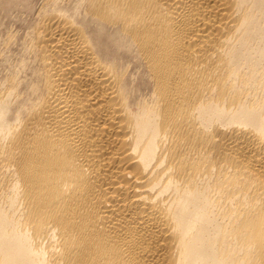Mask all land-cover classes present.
Listing matches in <instances>:
<instances>
[{
  "label": "bare ground",
  "instance_id": "obj_1",
  "mask_svg": "<svg viewBox=\"0 0 264 264\" xmlns=\"http://www.w3.org/2000/svg\"><path fill=\"white\" fill-rule=\"evenodd\" d=\"M36 12L0 40V264H264V0Z\"/></svg>",
  "mask_w": 264,
  "mask_h": 264
},
{
  "label": "rangeland",
  "instance_id": "obj_2",
  "mask_svg": "<svg viewBox=\"0 0 264 264\" xmlns=\"http://www.w3.org/2000/svg\"><path fill=\"white\" fill-rule=\"evenodd\" d=\"M43 1L44 0H6L5 5L11 4L10 6H12V7H13V5L16 6L13 8L14 12H12L10 17L7 18L6 24L4 25L5 27L3 26L0 28L1 29V31H0V40L1 41L3 40V38H4V40L7 39V35H8L7 33L9 30L11 31V32L9 31L10 32L9 35L12 32L14 33V34L12 33V35H14V37L12 35H10L8 37L10 42L7 41L8 45L11 47L10 51H8V53L10 52L8 54V56L12 55V57L11 56L8 57V59L10 58L9 60H12L16 63L19 59L22 58V54H24V51H22V49H23L22 43L24 41H27L29 38V34L25 33V32L27 30H30L31 26L34 25V23L36 22V20H37V12L36 11L38 10V8L39 9L41 8ZM20 2H22L21 5H20ZM29 7H31V11H32L31 14L27 11V9ZM21 9H23V11H20ZM10 38L12 40L14 38V40L12 41Z\"/></svg>",
  "mask_w": 264,
  "mask_h": 264
}]
</instances>
